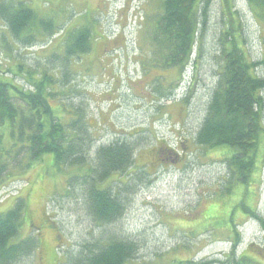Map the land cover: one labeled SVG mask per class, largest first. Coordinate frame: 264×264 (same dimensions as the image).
<instances>
[{
	"label": "rangeland",
	"instance_id": "374dc122",
	"mask_svg": "<svg viewBox=\"0 0 264 264\" xmlns=\"http://www.w3.org/2000/svg\"><path fill=\"white\" fill-rule=\"evenodd\" d=\"M75 1L81 11L84 5L95 9V20L104 30L98 31L103 38L93 34L89 53L69 58L68 76L56 66L69 50V36L59 46L43 41L26 47L18 43L22 39L14 40L12 50L6 52L0 35V53H4L0 67L20 85L26 84L22 79L28 72L38 80L43 74L56 78L61 87L54 91L67 103L55 99V106L67 110L60 118L68 117L69 122L76 108L87 112L84 121L95 134L91 155L97 146L136 132L134 138L142 137V143L135 167L144 165L149 173L146 181L133 174L126 184L113 175L107 185L112 183L121 192L116 195L121 196L123 211L118 220L104 225L90 214L81 188L77 187L78 196L64 195L75 168L59 171L51 153L30 167L27 156L23 165L9 171L0 188V214L24 197L30 220L17 240L36 234L43 249L15 264H71L84 244L98 250L111 239L135 245V256L124 264H233L231 260L243 255L264 264V136L253 184L232 186L231 193V174L222 151L200 146L194 139L225 70L223 47L230 46L232 36L223 43V31L242 33L249 62L263 60L264 17L259 15H264V8L253 10L249 0H211L198 16L189 62L170 69L163 66L168 48L160 31L164 12L160 0H130L126 7L123 0H106L108 7L99 13L95 12L99 0ZM63 5L70 4L62 2L58 7ZM69 28L59 26L54 42L66 40ZM2 31L9 32L0 24ZM24 38L28 39L26 34ZM257 70L262 72L260 67ZM158 142L180 155L173 161L158 160ZM242 203L260 217L246 213ZM43 217L54 222L55 229L42 224Z\"/></svg>",
	"mask_w": 264,
	"mask_h": 264
},
{
	"label": "trees",
	"instance_id": "16d2710c",
	"mask_svg": "<svg viewBox=\"0 0 264 264\" xmlns=\"http://www.w3.org/2000/svg\"><path fill=\"white\" fill-rule=\"evenodd\" d=\"M38 1L36 5L33 4L34 0H0V24L9 30L0 34L3 47L6 52L11 51L14 40L19 39L22 41L18 43H23L26 47L43 41L59 46V43L67 42L69 36V50L67 52L66 48L64 57L59 58L56 66L62 76H68L69 58L89 53L93 34L103 38L98 31L104 29L99 27L98 19L95 20V9L92 10L88 5H84L86 8L81 11V4H77L75 0ZM160 1L164 9L161 20L163 28L160 31L168 48L163 55V66L170 69L176 66L183 68L190 59L194 45L193 35L199 25L198 16L205 13L211 0ZM249 1L255 11V7L264 8V0ZM62 2H69L70 7L63 5L59 8ZM103 2L99 0L98 3L102 6ZM259 16L264 17L262 14ZM59 26L70 28L65 34L67 39L60 38L56 44L54 41L59 33ZM65 29L63 27L60 30L64 32ZM73 31L79 33L71 35ZM234 32L231 34L229 29L223 31V43L227 36H232L230 46L226 47L228 44L225 43L223 47L225 70L207 115L194 138L195 143L200 146L222 151L231 174L228 193L239 184H253V170L258 162L261 137L264 136V57L261 61L249 62L242 48V33ZM24 34L28 39H23ZM38 34L45 37L38 38ZM3 54L0 53L1 58ZM5 65L7 66L6 63ZM259 67L262 68L261 73L257 70ZM18 68L19 71L22 70L21 65ZM27 76V79H22L26 84L20 85L19 79L0 67V188L5 186L9 171L23 165L27 156L31 167L40 162L45 154L51 153L54 166L59 171L76 169V173L68 178L64 195L72 196L77 193L78 196L80 193L78 194L77 187L81 188L85 205L93 218L104 225L115 222L123 211V204L121 196H117V191L111 187L112 183L107 184L116 174L123 184L133 174L140 181L147 180V167H135L136 152L142 143V137L136 136L135 139L133 134L136 132L129 133L128 138L120 136L107 146H97L91 155L95 134L84 121L86 110L76 108L72 120L67 122L66 117L63 121L60 116L67 115V110L63 108L67 103L64 95L60 97L54 91L58 86L61 87L60 82L48 74H43L40 80L32 72H28ZM55 99L63 105L55 106ZM158 143L155 150L158 160L173 161L180 155V151L172 146ZM120 193L119 191L117 194ZM244 210L260 217L248 207H244ZM28 220L30 212L24 197L16 199L11 209L0 214V264H15L21 258L43 249L36 234L17 240L21 228ZM42 220V224L47 223L50 228L55 229L54 222L48 218ZM261 222L264 228V218ZM234 232L236 238V228ZM131 244L111 239L107 244L99 246L98 250L90 244H84L81 252L72 257L71 264H124L135 256V245ZM240 257L231 262L257 264L255 260L253 262L248 257L244 258V255Z\"/></svg>",
	"mask_w": 264,
	"mask_h": 264
},
{
	"label": "flooded vegetation",
	"instance_id": "af4514ba",
	"mask_svg": "<svg viewBox=\"0 0 264 264\" xmlns=\"http://www.w3.org/2000/svg\"><path fill=\"white\" fill-rule=\"evenodd\" d=\"M103 1H104V2H103V4H102V6L98 3V5H97V9H96L95 12H98L99 10H102L103 8L108 7V4H106V0H103ZM123 1L125 2V5H124L123 7H126L128 0H123Z\"/></svg>",
	"mask_w": 264,
	"mask_h": 264
}]
</instances>
